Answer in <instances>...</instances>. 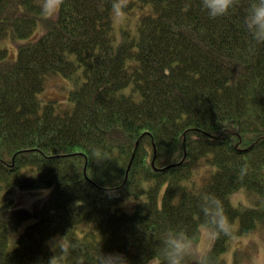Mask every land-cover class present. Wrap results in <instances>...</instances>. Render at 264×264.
Instances as JSON below:
<instances>
[{
    "label": "trees",
    "instance_id": "trees-1",
    "mask_svg": "<svg viewBox=\"0 0 264 264\" xmlns=\"http://www.w3.org/2000/svg\"><path fill=\"white\" fill-rule=\"evenodd\" d=\"M246 5L210 18L200 0H0V264H36L69 229L138 262L164 226L194 228L205 192L230 224L213 264L264 223V45L249 48ZM119 8L139 18L116 44ZM56 75L64 103L40 97ZM32 189L33 209L11 210V191ZM240 190L254 202L233 205Z\"/></svg>",
    "mask_w": 264,
    "mask_h": 264
},
{
    "label": "clouds",
    "instance_id": "clouds-1",
    "mask_svg": "<svg viewBox=\"0 0 264 264\" xmlns=\"http://www.w3.org/2000/svg\"><path fill=\"white\" fill-rule=\"evenodd\" d=\"M235 6L236 0H200L201 9L210 18L228 15ZM242 23L249 48L254 51L258 45H264V0H247ZM92 152L97 163L107 159L106 153L98 148ZM108 193L116 194L111 186ZM195 217L193 229L182 224L164 226L159 232V246L147 248L138 262L122 251H103L102 243L89 253L83 242L68 235L69 229L49 238L46 242L49 255L38 259L36 264H213L214 244L228 235L230 229L223 198L213 192L203 193ZM250 264H264V247L258 246Z\"/></svg>",
    "mask_w": 264,
    "mask_h": 264
},
{
    "label": "rangeland",
    "instance_id": "rangeland-1",
    "mask_svg": "<svg viewBox=\"0 0 264 264\" xmlns=\"http://www.w3.org/2000/svg\"><path fill=\"white\" fill-rule=\"evenodd\" d=\"M117 16L113 18V26L116 37V44L120 43L123 40L125 32H128L130 36H133L137 32V16L130 15V13L126 11H122L120 8L118 9ZM140 14V11L137 12V15ZM14 54V51H13ZM60 79H58V78ZM55 78L49 80L45 85L44 90L40 93V97L43 100H49L51 98H56L60 102L64 103L67 95L69 93V80L60 75H56ZM62 81L65 85L62 84ZM47 84L49 86H47ZM62 86V87H60ZM50 96V98L48 97ZM214 169V166L208 161L206 158H200L193 165L194 175L199 179L201 183H204L208 178L210 172ZM41 193V196H44V192L42 189H32V190H12L10 193V198L13 200V205L11 210H26L30 211L33 209V203L38 199L28 198L29 195ZM249 196H247V195ZM24 198V200H23ZM243 200L246 202H254L255 197L244 191L240 190L237 193H234L230 196V202L233 205H240L238 201L235 199ZM2 197L0 196V201ZM19 199H21L25 204H19ZM31 199V200H28ZM138 199L134 197H126L121 204L127 205L129 201L136 202ZM242 206H249L243 205ZM264 237V223L259 225L253 232L244 236H238L233 238L229 245H227L226 250L223 253V260L225 264H250L251 257L254 252L257 250L258 246L264 247V240L261 238ZM11 241V240H10Z\"/></svg>",
    "mask_w": 264,
    "mask_h": 264
}]
</instances>
